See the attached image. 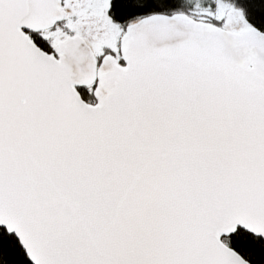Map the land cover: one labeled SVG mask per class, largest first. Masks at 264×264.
<instances>
[{
    "label": "snow or ice",
    "instance_id": "obj_1",
    "mask_svg": "<svg viewBox=\"0 0 264 264\" xmlns=\"http://www.w3.org/2000/svg\"><path fill=\"white\" fill-rule=\"evenodd\" d=\"M0 264H264V0H0Z\"/></svg>",
    "mask_w": 264,
    "mask_h": 264
}]
</instances>
